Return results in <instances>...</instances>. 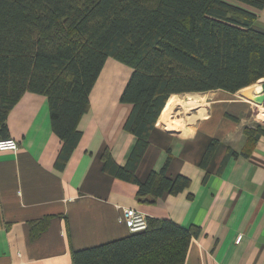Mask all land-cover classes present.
Instances as JSON below:
<instances>
[{
  "label": "crops",
  "instance_id": "1",
  "mask_svg": "<svg viewBox=\"0 0 264 264\" xmlns=\"http://www.w3.org/2000/svg\"><path fill=\"white\" fill-rule=\"evenodd\" d=\"M253 27L264 32V9ZM130 72L113 58L105 60L89 93V110L77 123L80 139L62 170L54 165L62 142L51 129L45 95L27 91L10 109L7 137L18 147L0 150V264H71V249L132 233L123 208L198 227L182 264H264V134L248 155L241 154L243 128L264 130L263 104L258 110L228 99L221 89L173 93L184 100L197 93L200 103L185 110L182 103L171 117L158 116L135 174L145 180L169 154L165 175H181L190 183L177 194L164 191L155 203H140L137 186L105 173L101 160L108 149L123 165L136 140L123 129L131 105L119 99ZM261 83L254 87L259 90ZM213 139L218 143L202 167ZM228 149L237 156L226 159ZM44 218L47 224L40 229Z\"/></svg>",
  "mask_w": 264,
  "mask_h": 264
},
{
  "label": "trees",
  "instance_id": "2",
  "mask_svg": "<svg viewBox=\"0 0 264 264\" xmlns=\"http://www.w3.org/2000/svg\"><path fill=\"white\" fill-rule=\"evenodd\" d=\"M262 9L264 0H0V138L7 137V114L25 92L45 95L51 129L62 142L54 165L62 170L110 57L131 69L119 99L131 105L123 129L136 140L123 165L105 149L102 170L135 184L140 203H155L164 191L177 194L190 181L165 175L169 154L161 169L143 181L136 177L150 131L173 93H240L264 80V32L253 27ZM243 133L241 154L248 155L264 130L244 127ZM217 143L208 144L202 167ZM237 154L228 149L225 158ZM47 221L40 220V229ZM146 221L143 231L71 249V264H182L199 228Z\"/></svg>",
  "mask_w": 264,
  "mask_h": 264
},
{
  "label": "built area",
  "instance_id": "3",
  "mask_svg": "<svg viewBox=\"0 0 264 264\" xmlns=\"http://www.w3.org/2000/svg\"><path fill=\"white\" fill-rule=\"evenodd\" d=\"M18 147V143L13 138H0V150H15ZM123 220L131 232L143 231L147 227L146 218L143 214L133 208H123ZM240 236L236 237L238 241Z\"/></svg>",
  "mask_w": 264,
  "mask_h": 264
},
{
  "label": "rangeland",
  "instance_id": "4",
  "mask_svg": "<svg viewBox=\"0 0 264 264\" xmlns=\"http://www.w3.org/2000/svg\"><path fill=\"white\" fill-rule=\"evenodd\" d=\"M262 81V83H264V80H261ZM259 85V83L258 84H256V85H254V86H258ZM254 86H252V87H250V88H248V89H246L245 91H243V92H240V93H238V94H235V93H227V92H223V93H225V95H226V97H228V99H238V100H242V101H244V102H246V103H249L251 106H253V107H257V109L258 110H260V108H258V106H260L261 104L260 103H256V102H254V101H252V97L253 96H257V95H260L261 93H259L258 92V89H256L254 92H253V94L252 93H250V91L252 90V88L254 87ZM174 95H177V94H174ZM173 96V95H172ZM171 99V98H170ZM183 99V98H182ZM206 100V99H205ZM178 100H177V98H175V97H173V99H172V102H170V100H169V103H168V105L166 106V111H165V114H167L168 116H170L171 117V113L170 114H168L167 113V111H170V110H172V108H173V104L172 103H174V102H176V103H178L177 102ZM183 103H187V104H191L192 106L191 107H193V106H195V105H197L198 103H200V100H199V98H198V96H197V93H191V94H189V95H186V101H184ZM184 107V106H183ZM191 107H189V109L191 108ZM257 110V111H258Z\"/></svg>",
  "mask_w": 264,
  "mask_h": 264
},
{
  "label": "bare ground",
  "instance_id": "5",
  "mask_svg": "<svg viewBox=\"0 0 264 264\" xmlns=\"http://www.w3.org/2000/svg\"><path fill=\"white\" fill-rule=\"evenodd\" d=\"M259 81H261V80H259ZM258 81V82H259ZM257 83V82H256ZM258 87H253L252 88V90L250 91L252 94H253V92L257 89ZM258 92L259 93H262L263 92V83H261V85L259 86V90H258ZM175 98H177V102L178 103H173V108H172V110L170 111V113H171V115H173L172 113H173V111H174V109L178 106V105H180L181 107H183L184 105L182 104L184 101H186V99L184 100V99H182L183 98V96H181V95H176L175 96ZM192 105L191 104H187V106H186V108H183L184 110L185 109H189V107H191ZM179 109H181V108H179ZM179 119V118H178ZM181 119V118H180ZM179 119V120H180ZM183 120V119H182ZM182 122V121H181ZM180 123V122H179Z\"/></svg>",
  "mask_w": 264,
  "mask_h": 264
},
{
  "label": "water",
  "instance_id": "6",
  "mask_svg": "<svg viewBox=\"0 0 264 264\" xmlns=\"http://www.w3.org/2000/svg\"><path fill=\"white\" fill-rule=\"evenodd\" d=\"M252 101H254L256 103H260V104L263 103V101H264V83H263V92L260 95L253 96Z\"/></svg>",
  "mask_w": 264,
  "mask_h": 264
}]
</instances>
